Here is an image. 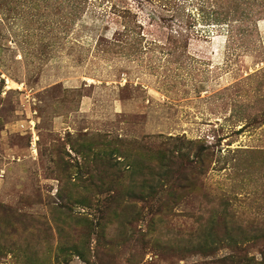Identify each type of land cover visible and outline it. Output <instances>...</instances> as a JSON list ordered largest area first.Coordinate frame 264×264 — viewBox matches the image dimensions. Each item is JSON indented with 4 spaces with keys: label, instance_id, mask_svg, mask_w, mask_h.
Wrapping results in <instances>:
<instances>
[{
    "label": "rangeland",
    "instance_id": "1",
    "mask_svg": "<svg viewBox=\"0 0 264 264\" xmlns=\"http://www.w3.org/2000/svg\"><path fill=\"white\" fill-rule=\"evenodd\" d=\"M0 264H264V0H0Z\"/></svg>",
    "mask_w": 264,
    "mask_h": 264
}]
</instances>
